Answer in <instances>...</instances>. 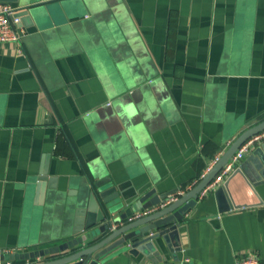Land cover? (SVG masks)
<instances>
[{"label": "crops", "instance_id": "0c3cea01", "mask_svg": "<svg viewBox=\"0 0 264 264\" xmlns=\"http://www.w3.org/2000/svg\"><path fill=\"white\" fill-rule=\"evenodd\" d=\"M20 12V42L0 45V254L71 240L106 177L121 212L150 190L189 193L264 121V0H62ZM182 225L177 244L116 249L100 264H232L244 252L264 262V203L219 213L213 191Z\"/></svg>", "mask_w": 264, "mask_h": 264}, {"label": "water", "instance_id": "95a60500", "mask_svg": "<svg viewBox=\"0 0 264 264\" xmlns=\"http://www.w3.org/2000/svg\"><path fill=\"white\" fill-rule=\"evenodd\" d=\"M60 1L62 0H0L4 3L19 4L21 14H29L30 11ZM115 110L124 118L120 110ZM127 112L135 115L132 108ZM112 119L116 120L115 116ZM262 131L264 121L243 132L192 191L164 207L161 206L165 204L170 194L153 198L151 195L155 194V190H150L131 208L121 212V208L124 207L123 200L117 187L112 185L109 177H106L91 185L92 192L87 211L81 210L79 213L71 240L52 248L23 254H0V260L29 261L58 255L55 260L32 264H100L116 249H127L135 254L137 251H145L147 247L154 248L153 241L159 238L167 243L173 240L177 244L178 236L185 229L182 225L183 220L196 206L200 193L214 180L238 149ZM42 172L40 187L45 185L43 181L47 169H43ZM263 186L264 141L252 148L231 175L215 190L218 212L225 213L233 209L262 205L264 201L258 188ZM150 210L149 214L134 218L137 213ZM130 217L133 220L127 222Z\"/></svg>", "mask_w": 264, "mask_h": 264}, {"label": "built area", "instance_id": "2783aa9c", "mask_svg": "<svg viewBox=\"0 0 264 264\" xmlns=\"http://www.w3.org/2000/svg\"><path fill=\"white\" fill-rule=\"evenodd\" d=\"M19 9L11 3L0 2V45L7 42H20L21 35L19 32V25L21 23V18L19 16ZM264 141V131L260 132L257 135H254L247 142H245L234 156L228 161V163L221 169L217 174L214 180L200 193L199 198L206 197L210 192L215 191L231 173L234 169L242 162V160L248 155L252 148L257 144ZM225 150L218 153L213 159L211 167L208 169V172L217 164L221 159ZM182 196V194L180 195ZM179 195H169L165 204L161 207H164L172 202H175ZM150 211H142L135 218H139L146 214H149ZM15 261H2L0 264H14ZM176 264V263H173ZM178 264H193L190 260ZM232 264H264L262 258L254 252H244L239 258L235 260Z\"/></svg>", "mask_w": 264, "mask_h": 264}]
</instances>
